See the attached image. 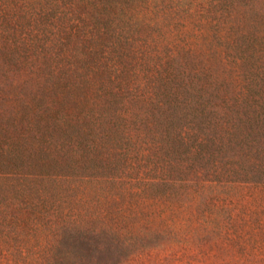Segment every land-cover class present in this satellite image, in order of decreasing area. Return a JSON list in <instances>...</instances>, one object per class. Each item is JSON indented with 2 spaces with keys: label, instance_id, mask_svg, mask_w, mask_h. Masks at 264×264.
<instances>
[{
  "label": "trees",
  "instance_id": "16d2710c",
  "mask_svg": "<svg viewBox=\"0 0 264 264\" xmlns=\"http://www.w3.org/2000/svg\"><path fill=\"white\" fill-rule=\"evenodd\" d=\"M261 148L264 0H0V260L36 257L41 234L44 264L76 244L82 261L79 243L103 236L111 258L110 235L125 234L78 209L88 183L102 191L144 165L137 191L188 183V169L218 158V175ZM205 182L189 187L197 198ZM120 195L101 193L106 210Z\"/></svg>",
  "mask_w": 264,
  "mask_h": 264
},
{
  "label": "rangeland",
  "instance_id": "374dc122",
  "mask_svg": "<svg viewBox=\"0 0 264 264\" xmlns=\"http://www.w3.org/2000/svg\"><path fill=\"white\" fill-rule=\"evenodd\" d=\"M241 154L248 161L238 163L234 158V164L222 163L218 175L208 171L209 167L217 165L219 159L216 158V161L203 162L196 174L194 169H188V183L176 177L165 183L159 179L147 191H137L149 180L151 173L145 171L146 165L143 175H136L133 181L126 177L112 184L99 183L102 191L97 190L98 183H88L87 197L78 193L74 199L78 209L81 206L88 209V213L83 214L86 220L97 217L92 226H98L110 217L116 229L125 235H110L119 243L114 249L111 246L114 252L111 258H105L99 252L101 246L98 243L106 239L103 236L79 243L80 253L85 254L84 260L80 261L78 255L72 257L71 249L78 247L76 244L69 248L68 257L55 264H264V213L256 209L258 206L264 208V190L251 187L254 182H264V148ZM250 163L255 170H248ZM152 167L159 168L155 164ZM199 178L204 181L207 178L210 182H205L202 195L197 198L198 193L189 187L194 184L198 191ZM116 190L121 193L119 203L111 202L106 210L101 193L108 191L110 194ZM227 214L231 217L225 216ZM79 216L80 212L76 211L70 218L78 220ZM77 224L82 223L77 221ZM54 237H58L57 233ZM39 238L43 239L36 257L27 261H24L27 257L17 258L13 263L0 260V264H44L49 249L47 237L41 234ZM138 253L145 256L131 257Z\"/></svg>",
  "mask_w": 264,
  "mask_h": 264
}]
</instances>
